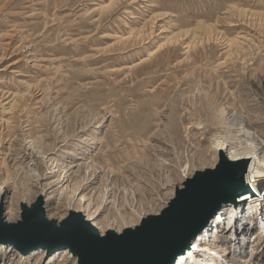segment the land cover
I'll use <instances>...</instances> for the list:
<instances>
[{"label":"rangeland","instance_id":"rangeland-1","mask_svg":"<svg viewBox=\"0 0 264 264\" xmlns=\"http://www.w3.org/2000/svg\"><path fill=\"white\" fill-rule=\"evenodd\" d=\"M230 114L264 137V0H0L6 222L42 197L59 224L133 227L219 163ZM245 234L235 253L224 226L209 242L264 264L263 226ZM62 249L1 244L0 264H78Z\"/></svg>","mask_w":264,"mask_h":264},{"label":"water","instance_id":"water-1","mask_svg":"<svg viewBox=\"0 0 264 264\" xmlns=\"http://www.w3.org/2000/svg\"><path fill=\"white\" fill-rule=\"evenodd\" d=\"M247 170L246 161L231 162L221 155L214 168L196 171L177 188L161 212L121 232L101 233L77 211L59 224L47 217L42 197L32 207L22 203L17 223L6 222L0 207V245H12L23 255L38 248L50 254L69 247L78 264H176L215 214L210 213L212 202L231 193V186L244 185Z\"/></svg>","mask_w":264,"mask_h":264},{"label":"bare ground","instance_id":"bare-ground-1","mask_svg":"<svg viewBox=\"0 0 264 264\" xmlns=\"http://www.w3.org/2000/svg\"><path fill=\"white\" fill-rule=\"evenodd\" d=\"M168 40L169 38L163 45L160 44L152 51L151 55L165 46ZM8 103L11 104V101ZM12 103L14 104L13 101ZM225 120H228L225 122L227 129L224 134L215 138V142L213 140V144H215L216 151L225 156L228 161L248 163V170L244 176V181L248 183L230 187L231 193L212 202L210 208L213 207V209L210 213L215 212V215L210 224L192 240L191 247L179 255L176 264H240L241 253L240 255L233 254L227 259L220 254L223 249L214 248L210 244L213 231L224 226L232 236L233 241L231 240L230 248L234 252L239 251L246 232L255 226L264 228V137L255 129L259 122L251 118L245 119L240 115H231ZM255 241L253 240L254 243ZM39 250L45 249L38 248L34 251ZM64 252L72 254L69 247L63 248L59 253Z\"/></svg>","mask_w":264,"mask_h":264}]
</instances>
